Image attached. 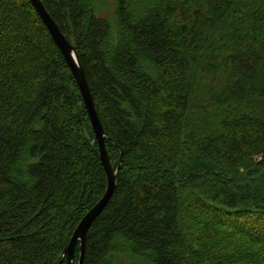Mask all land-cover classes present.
<instances>
[{"label": "trees", "instance_id": "1", "mask_svg": "<svg viewBox=\"0 0 264 264\" xmlns=\"http://www.w3.org/2000/svg\"><path fill=\"white\" fill-rule=\"evenodd\" d=\"M42 2L120 165L83 264H264V0H117L116 37L96 0ZM98 151L49 29L0 0V264H60L107 189Z\"/></svg>", "mask_w": 264, "mask_h": 264}, {"label": "water", "instance_id": "2", "mask_svg": "<svg viewBox=\"0 0 264 264\" xmlns=\"http://www.w3.org/2000/svg\"><path fill=\"white\" fill-rule=\"evenodd\" d=\"M30 2L41 17L44 24L49 29V32L51 33L54 42L64 55L77 81L81 95L84 100L85 107L88 112L90 122L95 133V140L98 143L99 157L107 174L108 185L104 195L86 213V215L83 217V219L77 226L68 246L64 250V254L60 262V264H63L66 258V264H73L75 259V251L77 246L79 245L80 258L78 264H83L86 252L88 232L95 220L100 216V214L103 212V210L114 195V192L117 187V175L120 169V165L115 169L111 163L106 145L107 133L98 115L95 100L92 95L86 73L81 64L75 45L72 44L62 32L57 22L53 19V17L46 9L42 0H30Z\"/></svg>", "mask_w": 264, "mask_h": 264}, {"label": "rangeland", "instance_id": "3", "mask_svg": "<svg viewBox=\"0 0 264 264\" xmlns=\"http://www.w3.org/2000/svg\"><path fill=\"white\" fill-rule=\"evenodd\" d=\"M116 9L117 0H96L97 15L107 19L110 22L115 37L118 33Z\"/></svg>", "mask_w": 264, "mask_h": 264}]
</instances>
